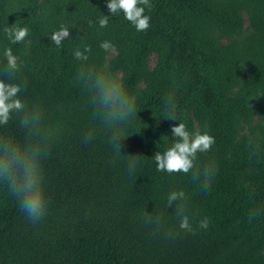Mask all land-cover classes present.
I'll list each match as a JSON object with an SVG mask.
<instances>
[{"label":"trees","instance_id":"obj_1","mask_svg":"<svg viewBox=\"0 0 264 264\" xmlns=\"http://www.w3.org/2000/svg\"><path fill=\"white\" fill-rule=\"evenodd\" d=\"M150 3V27L138 32L122 12L111 16L107 0H0V63L8 47L20 57L17 82H27L20 98L43 111L53 133L43 161V221L31 223L0 184V264H264V214L249 223V210L264 207V0ZM102 15L110 16L105 28ZM14 23L29 29L19 44L4 33ZM61 25L70 36L56 47L50 37ZM103 41L115 46L105 66ZM84 45L91 46L86 62L74 57ZM81 66L118 73L135 97L137 116L120 129L122 155L92 119L89 94L74 79ZM169 95L176 121L164 112ZM179 123L215 138L196 161L217 165L206 194L190 175L156 170L154 154L175 142L171 128ZM257 134L261 154L249 159ZM0 136L22 140L17 114ZM128 155L140 160L132 175ZM173 190L186 193L195 235L180 230L166 207ZM146 212L162 218L160 232L145 223ZM204 217L206 230L198 227ZM167 230L178 235L166 239Z\"/></svg>","mask_w":264,"mask_h":264},{"label":"clouds","instance_id":"obj_2","mask_svg":"<svg viewBox=\"0 0 264 264\" xmlns=\"http://www.w3.org/2000/svg\"><path fill=\"white\" fill-rule=\"evenodd\" d=\"M107 9L111 16L120 12L138 32L147 31L150 27V17L145 15V8L151 9L150 0H107ZM109 15H102L99 26L105 28L109 23ZM92 21L88 24L91 27ZM6 38L11 44L22 43L29 35L27 27H20L16 23L4 28ZM70 36L69 28L61 25L53 32L50 40L56 47ZM100 48L110 53L115 46L110 41H103ZM91 46L84 45L74 51V57L82 62L89 59ZM4 63H0V126H6L13 119V114L19 116V130L23 133L22 140H14L0 136V184L7 187L12 198L18 204L19 211L27 219L38 224L46 217L49 201L46 195V183L43 161L49 155L52 131L44 123V113L39 108L28 110L20 94L27 90V82L18 83L23 62L14 54L11 47L3 51ZM74 79L89 94V107L92 110L93 121L99 122L107 132H111L109 144L121 154L123 136L120 129L126 127L136 116V100L129 94L121 82L119 74L104 69L81 66ZM177 103L174 95H169L164 102V112L168 120H175ZM175 142L163 153L154 154L156 170L168 174L190 175L194 184L199 185L201 192L207 193L217 172V165L210 162L202 168L197 166L198 154L212 150L215 138L209 133L199 131L190 133L184 123L171 128ZM94 138V130H90L84 137L87 144ZM261 137L259 134L249 137V159L259 158L261 154ZM127 171L129 175L135 173L140 160L138 155H128ZM187 196L183 190H173L167 196L166 207L173 208V213L179 221V229L195 235L192 220L187 214ZM264 214V207H254L249 210V223ZM145 223L153 225L157 232L163 229L162 218L146 212ZM210 219L204 217L199 220L200 229H208ZM178 233L171 230L164 231L166 239L172 240Z\"/></svg>","mask_w":264,"mask_h":264},{"label":"rangeland","instance_id":"obj_3","mask_svg":"<svg viewBox=\"0 0 264 264\" xmlns=\"http://www.w3.org/2000/svg\"><path fill=\"white\" fill-rule=\"evenodd\" d=\"M242 17H243V23H242V28L243 31H245L246 27H247V19H246V15L244 13H242ZM113 54V51L110 53H106L104 56V66L107 64L109 58L111 57V55ZM154 62V55L153 54H149L148 58H147V64L148 66H151ZM118 74V73H115ZM141 86V83H139L138 87Z\"/></svg>","mask_w":264,"mask_h":264}]
</instances>
